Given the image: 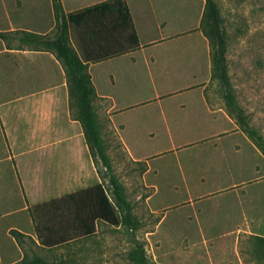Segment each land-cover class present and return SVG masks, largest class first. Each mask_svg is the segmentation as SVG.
<instances>
[{
	"label": "rangeland",
	"instance_id": "374dc122",
	"mask_svg": "<svg viewBox=\"0 0 264 264\" xmlns=\"http://www.w3.org/2000/svg\"><path fill=\"white\" fill-rule=\"evenodd\" d=\"M107 1L110 0H60L65 15ZM184 1L185 6L177 10V18H180L179 10L183 11V18L188 20L190 17L195 21L194 25L191 23L193 27L188 34L199 33L202 36V39H193V45L206 51L202 71H205L203 74L209 82L204 93L213 109L222 110H219L217 120L222 121L220 119L228 115L233 125L237 126L233 137L237 138L238 159L232 149H229L228 157L220 154L207 156L193 144L190 148L194 153V162L191 164L184 158L181 164L177 152L157 158L159 163H167L166 159L170 157L174 159L170 170L176 183L157 182L156 175L146 182L147 162L129 161L119 145L108 144L103 137L113 165L111 174L125 186L133 212L141 221L140 228L132 231L125 225L113 228L99 224L97 234L90 239L53 249L32 245L23 250L6 231L11 224L29 229L26 224L28 217L18 214L0 222L3 240L0 264H15L24 256L34 258L36 255L65 264H136L132 258L136 242L144 245L149 261L154 264H264V240L260 239L264 238V154L248 134L251 128L264 136V0H216L227 32V60L232 88L238 111L246 116L248 126L241 124L226 105L224 86L215 76L214 51L202 30L207 0ZM180 2L177 0L176 5H181ZM175 8L169 6V15ZM56 23L54 0H0L1 32L12 34L20 30L52 35ZM19 36L12 34L6 40L0 39V49L5 45L30 49ZM183 57L186 58V55ZM175 58L179 62V57ZM175 66L180 65H171L172 71ZM188 67L182 64L185 75L178 78L177 86L189 81L191 70ZM158 75L162 76V73L158 72ZM173 87L163 84V80L154 86L146 76L142 93L135 96L152 97L157 91L165 92ZM139 90L137 87L136 91ZM73 106L76 107L75 102ZM220 114L224 117L221 118ZM169 121L176 142L185 139L196 141L221 127L202 125L200 114L189 109L174 113ZM160 122V137L165 141L161 144L167 148L172 142L168 136L169 126L164 119ZM228 128L227 125L224 129ZM142 137L145 138V134ZM221 138L226 142L225 134ZM207 143L203 139L197 142L204 150ZM185 144H181L180 149L186 148ZM192 164L194 168H191ZM97 169L98 173L104 171L101 162L97 164ZM99 176L101 178L100 173ZM101 180L109 186V177ZM189 187L195 192L200 191L194 199L189 194L181 196L180 189L186 191ZM197 222L210 229L200 230L202 225ZM230 223L233 228L225 229L224 226H230ZM29 235L40 243L35 226Z\"/></svg>",
	"mask_w": 264,
	"mask_h": 264
},
{
	"label": "crops",
	"instance_id": "0c3cea01",
	"mask_svg": "<svg viewBox=\"0 0 264 264\" xmlns=\"http://www.w3.org/2000/svg\"><path fill=\"white\" fill-rule=\"evenodd\" d=\"M127 3L140 47L89 65L97 93L94 105L105 141L119 145L129 161L147 162L146 182L156 175L157 182L176 183L170 170L174 159L159 163L157 158L177 152L181 164L182 158L191 164L193 144L207 156L228 157L232 149L238 159L237 138L233 137L237 126L228 115L225 118L220 114L224 118L217 120L221 109H213L204 93L209 82L202 71L206 51L193 45V39L202 36L188 34L195 21L183 18V11L179 10L177 18V10L185 6V1L181 0L179 6L177 0H127ZM172 5L176 8L169 15L168 8ZM175 63L180 66L172 71L171 65ZM183 63L189 66L191 74L188 82L177 86L178 78L185 75ZM146 76L154 86L163 80V84L175 87L157 91L152 97L135 96L142 93ZM188 109L200 114L202 125L221 127L196 141L176 142L169 119L174 113ZM75 114L65 66L52 52L6 45L0 49V222L24 214L29 228L11 224L6 228L8 233L12 229L31 233L34 228L31 207L102 183L82 123ZM160 119L169 126L172 142L167 148L162 146L165 141L160 137ZM227 125L229 128L224 129ZM224 134L226 142L221 138ZM202 139L208 141L205 150L197 144ZM181 144L187 147L180 149ZM194 167L192 164L191 168ZM199 192L191 187L186 191L180 189L181 196L189 194L192 199ZM200 225V230L210 229ZM224 228L233 226L230 223ZM2 241L0 233V258ZM16 248L20 251L17 242Z\"/></svg>",
	"mask_w": 264,
	"mask_h": 264
},
{
	"label": "trees",
	"instance_id": "16d2710c",
	"mask_svg": "<svg viewBox=\"0 0 264 264\" xmlns=\"http://www.w3.org/2000/svg\"><path fill=\"white\" fill-rule=\"evenodd\" d=\"M57 23L54 34H39L15 31L22 42L32 50L49 51L65 66L71 100L76 103L75 117L82 123L85 138L96 165L101 162L104 171L101 178L109 177V186L102 183L72 192L35 205L29 209L39 237L18 229L10 234L23 248L41 247L53 249L94 237L99 224L117 228L121 225L136 231L141 221L135 216L126 188L113 174V165L102 136L98 114L94 105L97 97L89 65L116 56L130 53L140 47V40L127 0H110L92 7L65 15L60 0H54ZM202 30L213 48L215 76L225 90L228 108L238 121L248 126L246 116L238 111L236 95L232 88L227 60L228 39L223 26V17L216 0H207L202 21ZM12 34L0 31L6 40ZM248 134L264 154V136L256 129ZM264 240V238H260ZM136 264H154L148 259L144 245L136 242L132 251ZM15 264H65L36 255L24 258Z\"/></svg>",
	"mask_w": 264,
	"mask_h": 264
}]
</instances>
